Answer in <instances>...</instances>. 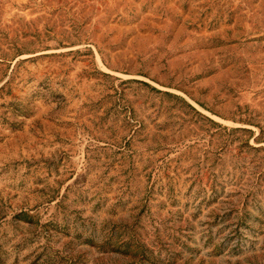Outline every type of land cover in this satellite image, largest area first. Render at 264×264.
I'll list each match as a JSON object with an SVG mask.
<instances>
[{
	"label": "rangeland",
	"instance_id": "1",
	"mask_svg": "<svg viewBox=\"0 0 264 264\" xmlns=\"http://www.w3.org/2000/svg\"><path fill=\"white\" fill-rule=\"evenodd\" d=\"M0 264H264V0H0Z\"/></svg>",
	"mask_w": 264,
	"mask_h": 264
}]
</instances>
